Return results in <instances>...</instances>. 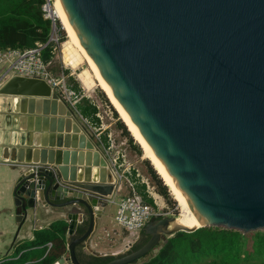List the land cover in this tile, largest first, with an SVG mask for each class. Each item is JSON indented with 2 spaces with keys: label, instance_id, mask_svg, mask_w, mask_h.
I'll use <instances>...</instances> for the list:
<instances>
[{
  "label": "water",
  "instance_id": "95a60500",
  "mask_svg": "<svg viewBox=\"0 0 264 264\" xmlns=\"http://www.w3.org/2000/svg\"><path fill=\"white\" fill-rule=\"evenodd\" d=\"M59 2L199 222L170 228L174 216H152L146 242L104 264H130L177 231L264 230V0ZM0 96V161L18 169L15 235L39 206L60 208L67 252L53 264H81L76 247L89 251L115 190L108 161L46 80L12 75Z\"/></svg>",
  "mask_w": 264,
  "mask_h": 264
},
{
  "label": "trees",
  "instance_id": "16d2710c",
  "mask_svg": "<svg viewBox=\"0 0 264 264\" xmlns=\"http://www.w3.org/2000/svg\"><path fill=\"white\" fill-rule=\"evenodd\" d=\"M43 2L44 0H0V48H26L47 41L51 20L43 15ZM56 26L60 29L58 21ZM51 56L47 48L44 58L50 60ZM68 82L71 89L80 93L78 83L71 76ZM77 109L83 117H87L96 125L99 123L95 115L97 108L88 98L81 97L77 102ZM117 125L124 134L129 135L122 122ZM103 137L106 140V136ZM129 143L132 144L130 136ZM133 148L140 153L138 147ZM145 164L148 174L146 176L156 190L168 198L166 186L148 166V162ZM136 189L143 194L146 202L153 204L152 199L144 193V185L137 184ZM127 191L119 194L125 196L130 193ZM86 223L78 227L79 233L84 232ZM67 226L65 220L58 219L46 228L35 229L33 238L17 241L11 256L0 260V264H53L67 252ZM135 237L137 238L133 245L118 255L136 250L148 239V235L140 230L136 231ZM48 242L51 243L49 249L46 247ZM154 249L155 252L146 260L138 263L137 259L130 264H264V230L243 234L239 230L223 227H199L192 232L177 231ZM76 256L81 264H104L115 257L113 254L98 255L87 252L82 245L76 247Z\"/></svg>",
  "mask_w": 264,
  "mask_h": 264
},
{
  "label": "built area",
  "instance_id": "2783aa9c",
  "mask_svg": "<svg viewBox=\"0 0 264 264\" xmlns=\"http://www.w3.org/2000/svg\"><path fill=\"white\" fill-rule=\"evenodd\" d=\"M54 6L55 0H44L42 4L44 17L51 20V30L45 43H36L32 47L26 48H0V84L12 75H21L42 78L51 85L52 89L57 91L59 97L84 124L93 141L99 145L108 161V166L115 177V190L112 195L106 198L110 203L116 205L115 223L128 232L141 230L152 216L165 215L158 209L157 198H160V195L156 192L155 186L148 176L143 175L134 164L128 161L124 152L114 151L115 141L111 134H106V140L103 139L105 136L104 122L99 102L89 94L76 93L66 83L63 76L52 75L50 64L56 50L63 44L61 41L62 30L56 26L58 18L54 12ZM47 48L52 54L50 60L44 58V52ZM83 96L88 98L97 108L95 115L100 121L97 125L87 117H83L77 109V102ZM137 184L144 185V193L152 199L153 204L145 201L143 194L136 189ZM122 186H125L130 193L120 196L119 191ZM88 193L94 195L93 192ZM96 196L100 197L99 194ZM116 196L118 197L116 198ZM109 236L110 233L103 230V237ZM50 246V242L46 243L47 249Z\"/></svg>",
  "mask_w": 264,
  "mask_h": 264
},
{
  "label": "crops",
  "instance_id": "0c3cea01",
  "mask_svg": "<svg viewBox=\"0 0 264 264\" xmlns=\"http://www.w3.org/2000/svg\"><path fill=\"white\" fill-rule=\"evenodd\" d=\"M4 97L0 96V107ZM18 169L11 162L0 161V254L1 260L9 256L17 241L31 240L35 229L46 228L48 225L58 219H63L65 213L60 208L39 206L34 215L29 213L27 219L23 222L17 236V222L15 221V207L13 205L12 187L17 176ZM127 189L122 186L119 193ZM121 196V195H120ZM105 220L103 215L98 219L97 233L88 242L92 252L98 255L115 254L114 248L125 247L132 239L136 238L133 232L112 230L109 232L106 227L103 228ZM103 230L110 233L109 237H103ZM125 233L126 235H124ZM86 250V249H84ZM87 251V250H86Z\"/></svg>",
  "mask_w": 264,
  "mask_h": 264
},
{
  "label": "bare ground",
  "instance_id": "6f19581e",
  "mask_svg": "<svg viewBox=\"0 0 264 264\" xmlns=\"http://www.w3.org/2000/svg\"><path fill=\"white\" fill-rule=\"evenodd\" d=\"M55 15L59 19L62 28L66 31L68 41L63 42L62 44V62L65 66L74 70L78 68L79 64L82 62V56L84 57L89 71L93 72V76H91L90 72L87 69H80L77 72V79L80 81L82 87L87 91H91L93 87L99 86L105 92L106 96L110 100L111 104L118 112L121 120L127 127L129 133L131 134L132 138L135 142L141 147L144 158L148 159L151 163L154 170L157 172L161 180L164 182L165 186L169 189L172 197L178 203L179 208V216L178 218H174L170 221V228L176 227H183L187 229H193L199 226V222L195 214L190 210V207L187 203L185 196L180 192L177 188L174 180L171 178L169 173L166 171L165 167L162 165L161 161L157 158V156L153 153L151 148L148 146L147 142L139 133L137 127L133 122L130 120L126 112L117 102L116 98L114 97L110 87L102 78L99 70L97 69L94 62L85 52L81 44L79 43L74 30L72 29L71 25L69 24L65 12L63 11L59 0H55ZM70 42V43H69Z\"/></svg>",
  "mask_w": 264,
  "mask_h": 264
},
{
  "label": "rangeland",
  "instance_id": "374dc122",
  "mask_svg": "<svg viewBox=\"0 0 264 264\" xmlns=\"http://www.w3.org/2000/svg\"><path fill=\"white\" fill-rule=\"evenodd\" d=\"M58 22L60 23L59 19H58ZM60 29H62V31H63V32H61V36L64 35L61 37V41L67 43L68 37H67L66 31L62 28L61 23H60ZM61 49H62V47L59 46L58 49L56 50V53L54 54V57L52 59L51 64H50V70H51L52 75L58 76V77L63 76L65 78V81L67 84L69 83L68 78H69V76H71L75 80V82L78 83V85L80 87V94H83V93L89 94L92 96V98L94 100L99 102V104L101 105L100 112H101V115L103 117V122H104V128H103L104 135L106 136V134H108V133L111 134V137L115 141V147L113 148L114 151L120 150L121 152H124L126 154V158L128 159V161H130L132 164H134V166L137 167L143 175H145V176L148 175L147 174V165L145 164V162H148V166H150L153 170H154V168L152 167L149 160L144 158V153H143L141 147L132 138L127 127L125 126V124L121 120L118 112L115 110V108L111 104V102L108 99V97L106 96L105 92L99 86H95L92 88L91 91L86 92V90L82 87L80 81L77 79V72L80 69H87L89 71V67H88L84 57L82 56V62H81V64H79L78 68H75L74 70H72L71 68L65 66L64 63L62 62V51H61ZM64 70H66L67 72L65 73ZM90 74H91V76H93L92 71L90 72ZM93 78H94V76H93ZM118 122L123 123V125L126 127V130L129 133V135H126L123 133V131L117 125ZM129 136L132 138V144L129 143ZM133 146H136V148L138 147V149H140V153H138L136 151V149L133 148ZM155 173L157 174L156 171H155ZM158 177H159V175H158ZM161 182H162V184H164V182L162 180H161ZM155 190H156V188H155ZM166 190H167L168 198H165L163 195H161L156 190V192L160 195V198H157V202H158V206H159L158 209L161 211L162 214H165L166 216H174V218H178V216H179L178 203L174 200V198L172 197V195H171V193L167 187H166ZM123 192L127 193L128 191H127V189H125V190H123ZM117 197L118 196H116V198ZM115 212H116V205L113 203H110L105 208V211L103 214V219L105 220V223H104V225H102V227L103 228L106 227V229L111 233H112V230H117L120 232L122 231V228L120 226H118L114 221ZM123 234L126 235L125 233H123ZM138 234H139V232H138ZM160 243H162V242H160ZM125 251H126L125 247H121L118 249L114 248V251H112V252H116L115 255H117L120 253H124ZM154 252H155V249L152 250L151 252H149L148 255L144 256L143 258L138 259V263L141 262L142 260H146L147 258H149V256ZM11 254L9 256H6V258L10 257ZM1 257H2V255L0 254V260H1Z\"/></svg>",
  "mask_w": 264,
  "mask_h": 264
},
{
  "label": "flooded vegetation",
  "instance_id": "af4514ba",
  "mask_svg": "<svg viewBox=\"0 0 264 264\" xmlns=\"http://www.w3.org/2000/svg\"><path fill=\"white\" fill-rule=\"evenodd\" d=\"M135 233H136V231L133 232V234H135Z\"/></svg>",
  "mask_w": 264,
  "mask_h": 264
}]
</instances>
